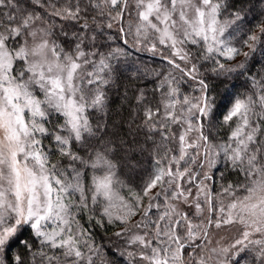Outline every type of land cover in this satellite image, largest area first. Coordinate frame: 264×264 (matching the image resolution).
Instances as JSON below:
<instances>
[{
	"label": "snow or ice",
	"instance_id": "snow-or-ice-1",
	"mask_svg": "<svg viewBox=\"0 0 264 264\" xmlns=\"http://www.w3.org/2000/svg\"><path fill=\"white\" fill-rule=\"evenodd\" d=\"M242 19L229 0H0V264H264V76L248 72L264 56V18ZM114 26L120 43L108 44ZM130 48L171 66L153 73L159 96H136L155 153L139 191L93 145L92 117L106 114ZM205 68L238 72L250 90L218 104ZM217 118L226 139L206 131ZM229 224L239 237L213 246ZM108 225L123 241L110 252L91 231Z\"/></svg>",
	"mask_w": 264,
	"mask_h": 264
},
{
	"label": "trees",
	"instance_id": "trees-1",
	"mask_svg": "<svg viewBox=\"0 0 264 264\" xmlns=\"http://www.w3.org/2000/svg\"><path fill=\"white\" fill-rule=\"evenodd\" d=\"M229 2L237 10L242 11L243 19L238 23L244 28L251 27L264 18V0H229ZM106 31H110L116 37L114 41H108V44L120 43L118 27L114 26L111 30ZM243 38V31H241L237 34V39L243 40ZM244 50L248 51L247 48ZM129 51L131 55L120 62L114 84L108 89L109 103L106 114H96L92 117L94 126L97 122L102 126L98 137L93 138V145L97 148L109 147L110 155L117 164L121 179L130 186L131 190L139 191L154 171L155 153L152 142L138 128L143 119V113L137 110L136 96L141 90L150 99L154 95L159 96V93L155 92L159 78L153 73L159 71L161 74H166L171 66L160 55L153 56L147 51H137L135 48H130ZM164 54H167V50ZM243 60L244 57L241 56L231 63L235 64ZM248 72L255 76H264V56H261L259 52L253 54L252 59L248 62ZM204 78L209 83L210 92L216 98L217 103L221 105L228 104L233 98L242 96L250 90L248 78L238 72L215 77L205 68ZM182 90L184 92L192 91L187 84L182 85ZM223 111L226 109L221 107V112ZM206 131H210L213 139L216 140L226 139L229 133L228 127L223 126L219 118L215 121V127L206 128ZM80 151L82 155L87 156L88 150L80 149ZM219 167L224 172L226 180L232 182L237 180L236 174L231 169L225 170L222 165ZM213 172L217 181L215 187L219 190L220 172L215 169ZM227 202L225 200V203ZM81 223L90 227L87 224V218L83 219ZM119 230L120 228L112 225H108L106 228L98 226L91 228L95 234L96 242L109 252L114 245L123 243L114 235ZM23 239L29 242L33 241L30 230L23 233ZM17 250L21 253L25 252L23 245L18 246Z\"/></svg>",
	"mask_w": 264,
	"mask_h": 264
},
{
	"label": "rangeland",
	"instance_id": "rangeland-1",
	"mask_svg": "<svg viewBox=\"0 0 264 264\" xmlns=\"http://www.w3.org/2000/svg\"><path fill=\"white\" fill-rule=\"evenodd\" d=\"M241 226L239 224L222 225L219 229L212 230V244L215 246L219 241L223 245H228L239 237Z\"/></svg>",
	"mask_w": 264,
	"mask_h": 264
}]
</instances>
